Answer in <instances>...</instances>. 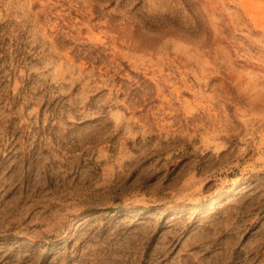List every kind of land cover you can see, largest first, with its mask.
<instances>
[{"label":"rangeland","instance_id":"374dc122","mask_svg":"<svg viewBox=\"0 0 264 264\" xmlns=\"http://www.w3.org/2000/svg\"><path fill=\"white\" fill-rule=\"evenodd\" d=\"M0 264H264V0H0Z\"/></svg>","mask_w":264,"mask_h":264}]
</instances>
